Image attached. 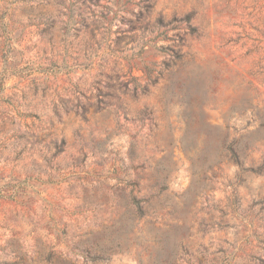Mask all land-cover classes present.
I'll list each match as a JSON object with an SVG mask.
<instances>
[{
    "label": "rangeland",
    "instance_id": "obj_1",
    "mask_svg": "<svg viewBox=\"0 0 264 264\" xmlns=\"http://www.w3.org/2000/svg\"><path fill=\"white\" fill-rule=\"evenodd\" d=\"M260 122L264 0H0V264H264Z\"/></svg>",
    "mask_w": 264,
    "mask_h": 264
},
{
    "label": "trees",
    "instance_id": "obj_2",
    "mask_svg": "<svg viewBox=\"0 0 264 264\" xmlns=\"http://www.w3.org/2000/svg\"><path fill=\"white\" fill-rule=\"evenodd\" d=\"M182 21H184L187 24V28L189 30H192V27L189 24L190 18L187 16ZM165 50V54L168 56L169 60L167 62H163L162 65L165 69H169L172 66L175 65L177 61H180L182 58V55L179 53V51H176L175 48L171 46L162 47ZM154 66H159L157 64H153ZM145 79L146 83L145 85L139 84L134 78H131L129 80H125L122 84V87L124 89H128V87H132V90L134 91V94L138 91L142 94L146 93L147 86L149 84L153 85L156 83V79H154V75H160L161 73L157 71L155 68L145 67ZM258 128L260 131H264V122H260L258 125ZM259 141L257 138H251V137H240L238 139L232 140L231 142L228 141L227 138H225L222 147L223 151L229 156V159L232 160L234 163L239 164L242 159V155L252 149L255 145V143ZM260 141H264V137L261 138ZM133 159L130 158V162H132ZM219 160H216L214 163H218ZM214 163H211L207 166V169L209 170ZM264 165V163H263ZM164 181V179L162 180ZM159 183V182H157ZM131 190L129 194L133 195L134 193L139 192V186L137 184V180L131 181L130 183ZM0 197H3V195L0 193Z\"/></svg>",
    "mask_w": 264,
    "mask_h": 264
}]
</instances>
